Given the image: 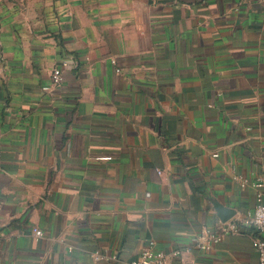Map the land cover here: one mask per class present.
<instances>
[{
	"label": "crops",
	"instance_id": "crops-1",
	"mask_svg": "<svg viewBox=\"0 0 264 264\" xmlns=\"http://www.w3.org/2000/svg\"><path fill=\"white\" fill-rule=\"evenodd\" d=\"M263 178L262 0H0V264H258Z\"/></svg>",
	"mask_w": 264,
	"mask_h": 264
},
{
	"label": "built area",
	"instance_id": "built-area-1",
	"mask_svg": "<svg viewBox=\"0 0 264 264\" xmlns=\"http://www.w3.org/2000/svg\"><path fill=\"white\" fill-rule=\"evenodd\" d=\"M262 2L264 3V0ZM68 67L69 61L65 59L60 66L54 68L50 76V85L43 87L42 91L48 93L52 89L59 88L64 80L63 72ZM239 182L241 187H246L249 184L247 180H239ZM252 186L257 192L256 203L253 211L248 214L245 224L254 228L260 234V238L253 240V247L258 257V264H264V178L254 182ZM239 227L237 222L231 220L225 224H221L218 232L206 231L203 235L193 240V249L201 252L210 251L224 236L237 234L240 229ZM33 235L36 238H41L43 234L39 229L34 228ZM182 255L183 252L181 250H176L170 254L157 251L154 248V243L151 242L142 250L140 256L130 264H169L172 258H178L180 264H192L190 261L184 259ZM94 256L98 258L97 254Z\"/></svg>",
	"mask_w": 264,
	"mask_h": 264
},
{
	"label": "water",
	"instance_id": "water-1",
	"mask_svg": "<svg viewBox=\"0 0 264 264\" xmlns=\"http://www.w3.org/2000/svg\"><path fill=\"white\" fill-rule=\"evenodd\" d=\"M213 209L220 224L231 221L237 214L236 210L225 207L218 202H213Z\"/></svg>",
	"mask_w": 264,
	"mask_h": 264
},
{
	"label": "trees",
	"instance_id": "trees-1",
	"mask_svg": "<svg viewBox=\"0 0 264 264\" xmlns=\"http://www.w3.org/2000/svg\"><path fill=\"white\" fill-rule=\"evenodd\" d=\"M257 238H260V236H259V237H257Z\"/></svg>",
	"mask_w": 264,
	"mask_h": 264
}]
</instances>
